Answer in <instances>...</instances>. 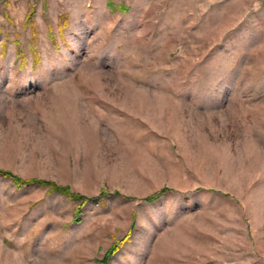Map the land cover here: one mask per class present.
Returning <instances> with one entry per match:
<instances>
[{
    "label": "rangeland",
    "instance_id": "rangeland-1",
    "mask_svg": "<svg viewBox=\"0 0 264 264\" xmlns=\"http://www.w3.org/2000/svg\"><path fill=\"white\" fill-rule=\"evenodd\" d=\"M0 169L92 198L0 176V264H264V0H0Z\"/></svg>",
    "mask_w": 264,
    "mask_h": 264
},
{
    "label": "trees",
    "instance_id": "trees-1",
    "mask_svg": "<svg viewBox=\"0 0 264 264\" xmlns=\"http://www.w3.org/2000/svg\"><path fill=\"white\" fill-rule=\"evenodd\" d=\"M109 5H111L109 3ZM118 8L121 10V11H126L128 9V7L122 5V4H119L118 5ZM0 176H3V177H8L11 179V181L17 186V187H20L22 185H25V184H31V183H36V184H39V185H43V186H47L49 187L50 189H53L57 192H60L62 194H65L67 195L69 198L73 199V200H77V201H81V202H86L88 200H91L92 198L90 197H87L85 195H81L79 193H75V192H72L70 191V189L67 187V186H60L58 184H56L55 182H52V181H47V180H40V179H35V178H32V179H23L21 177H18L17 175L13 174L12 172L8 171V170H2L0 169ZM165 189H161L158 193L156 194H153V195H149L145 198H143L142 200L144 201H153L155 200L161 193L162 191H164ZM106 192L105 191H101L100 194L103 195L105 194ZM112 195L114 196H119L121 194L117 193V192H114ZM78 211L77 210V213L75 215V217H77L78 215ZM118 249V246L117 244H113L105 253L104 255V258H103V261L102 262H106L108 260V258L117 251Z\"/></svg>",
    "mask_w": 264,
    "mask_h": 264
}]
</instances>
